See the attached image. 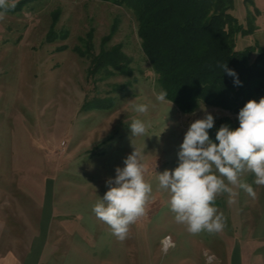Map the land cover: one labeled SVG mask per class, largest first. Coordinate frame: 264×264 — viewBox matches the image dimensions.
<instances>
[{
	"label": "rangeland",
	"instance_id": "1",
	"mask_svg": "<svg viewBox=\"0 0 264 264\" xmlns=\"http://www.w3.org/2000/svg\"><path fill=\"white\" fill-rule=\"evenodd\" d=\"M234 1L233 14L254 28L236 36V49L264 48V0ZM0 15L2 263L15 255L18 264H264V185L251 172L239 181L255 198L221 177L232 189L214 201L222 231L191 234L176 222L158 174L178 166L192 122L212 114L209 136L218 143L222 120L238 115L204 104L184 114L167 98L157 101L161 88L131 9L101 0H33ZM114 45L131 60V73L92 76L91 53ZM110 99L107 109L92 105ZM134 120L145 122L144 135L132 136ZM134 149L153 191L145 215L121 241L92 209ZM167 236L173 245L165 250Z\"/></svg>",
	"mask_w": 264,
	"mask_h": 264
},
{
	"label": "trees",
	"instance_id": "2",
	"mask_svg": "<svg viewBox=\"0 0 264 264\" xmlns=\"http://www.w3.org/2000/svg\"><path fill=\"white\" fill-rule=\"evenodd\" d=\"M30 1L20 0L4 10L16 13ZM101 1L134 12L144 55L166 98L182 113H193L204 104L238 115L249 100L264 98V48L236 49V36L248 35L254 28L250 19L251 29L233 14L234 0ZM130 62L120 45L102 46L91 53L89 72L102 77L130 74ZM224 65L235 71L240 84L223 70ZM92 105L107 109L112 99L95 100ZM222 121L232 129L239 127L238 119Z\"/></svg>",
	"mask_w": 264,
	"mask_h": 264
},
{
	"label": "clouds",
	"instance_id": "3",
	"mask_svg": "<svg viewBox=\"0 0 264 264\" xmlns=\"http://www.w3.org/2000/svg\"><path fill=\"white\" fill-rule=\"evenodd\" d=\"M14 7L8 0H0V9ZM2 18V15H0ZM223 70L237 77L234 70ZM234 83L240 84L238 77ZM167 92L161 90L156 99L165 102ZM138 112H146V105H138ZM239 127L232 129L221 125L213 142L209 130L214 127V116L207 113L202 119L192 122L184 135L178 151L179 164L174 170L158 174L161 189L170 192V210L177 223L184 224L191 234L202 231L220 232L225 227L222 214H217L214 201L217 194L232 189L224 177L233 185L239 183L250 196L255 198L253 188L239 181L244 172L255 175L254 183L264 185V98L258 102L249 100L238 113ZM132 136L146 133V124L134 120L130 124ZM124 167L115 169V178L106 183L109 190L100 202L93 206L96 217L110 226L112 234L123 241L129 226L145 215L146 205L153 191L144 178L145 166L137 150L123 161ZM219 173V176L214 174Z\"/></svg>",
	"mask_w": 264,
	"mask_h": 264
},
{
	"label": "built area",
	"instance_id": "4",
	"mask_svg": "<svg viewBox=\"0 0 264 264\" xmlns=\"http://www.w3.org/2000/svg\"><path fill=\"white\" fill-rule=\"evenodd\" d=\"M172 245H173V241H172L171 237H170V236H167V237L163 240V248H164L165 250H168V249H170V248L172 247Z\"/></svg>",
	"mask_w": 264,
	"mask_h": 264
},
{
	"label": "crops",
	"instance_id": "5",
	"mask_svg": "<svg viewBox=\"0 0 264 264\" xmlns=\"http://www.w3.org/2000/svg\"><path fill=\"white\" fill-rule=\"evenodd\" d=\"M0 264H18L16 256H11L8 260L2 263V258L0 257Z\"/></svg>",
	"mask_w": 264,
	"mask_h": 264
}]
</instances>
